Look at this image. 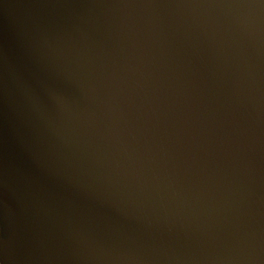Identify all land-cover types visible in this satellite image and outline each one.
Returning <instances> with one entry per match:
<instances>
[{
  "label": "water",
  "instance_id": "95a60500",
  "mask_svg": "<svg viewBox=\"0 0 264 264\" xmlns=\"http://www.w3.org/2000/svg\"><path fill=\"white\" fill-rule=\"evenodd\" d=\"M0 264H264V0H0Z\"/></svg>",
  "mask_w": 264,
  "mask_h": 264
}]
</instances>
